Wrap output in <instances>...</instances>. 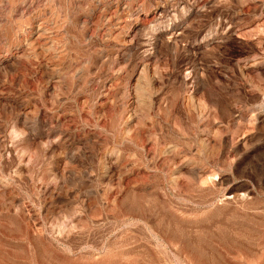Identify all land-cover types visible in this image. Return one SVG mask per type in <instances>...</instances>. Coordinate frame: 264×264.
Segmentation results:
<instances>
[{
	"label": "rangeland",
	"instance_id": "1",
	"mask_svg": "<svg viewBox=\"0 0 264 264\" xmlns=\"http://www.w3.org/2000/svg\"><path fill=\"white\" fill-rule=\"evenodd\" d=\"M0 264H264V0H0Z\"/></svg>",
	"mask_w": 264,
	"mask_h": 264
}]
</instances>
